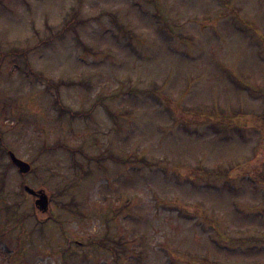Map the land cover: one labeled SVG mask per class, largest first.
Here are the masks:
<instances>
[{
  "label": "clouds",
  "instance_id": "clouds-1",
  "mask_svg": "<svg viewBox=\"0 0 264 264\" xmlns=\"http://www.w3.org/2000/svg\"><path fill=\"white\" fill-rule=\"evenodd\" d=\"M0 264H264V0H0Z\"/></svg>",
  "mask_w": 264,
  "mask_h": 264
},
{
  "label": "water",
  "instance_id": "water-1",
  "mask_svg": "<svg viewBox=\"0 0 264 264\" xmlns=\"http://www.w3.org/2000/svg\"><path fill=\"white\" fill-rule=\"evenodd\" d=\"M26 191H27V189H26ZM28 193H30L31 195H36L37 196L36 200H40L42 195L46 196V194L41 190L34 191L33 189H31V191H29Z\"/></svg>",
  "mask_w": 264,
  "mask_h": 264
},
{
  "label": "rangeland",
  "instance_id": "rangeland-1",
  "mask_svg": "<svg viewBox=\"0 0 264 264\" xmlns=\"http://www.w3.org/2000/svg\"><path fill=\"white\" fill-rule=\"evenodd\" d=\"M19 158V157H18ZM34 191H39V190H41V191H43L44 192V190L43 189H40V188H32ZM46 195H47V193L46 192H44ZM30 196H32V197H34L35 199L37 198V196L36 195H31L30 193H28Z\"/></svg>",
  "mask_w": 264,
  "mask_h": 264
}]
</instances>
